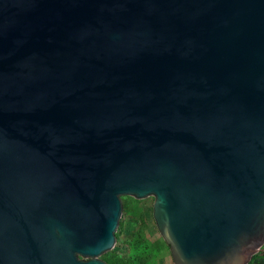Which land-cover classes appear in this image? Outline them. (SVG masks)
I'll return each instance as SVG.
<instances>
[{
    "label": "water",
    "instance_id": "1",
    "mask_svg": "<svg viewBox=\"0 0 264 264\" xmlns=\"http://www.w3.org/2000/svg\"><path fill=\"white\" fill-rule=\"evenodd\" d=\"M173 264L264 246V0H0V264H107L121 197Z\"/></svg>",
    "mask_w": 264,
    "mask_h": 264
},
{
    "label": "rangeland",
    "instance_id": "2",
    "mask_svg": "<svg viewBox=\"0 0 264 264\" xmlns=\"http://www.w3.org/2000/svg\"><path fill=\"white\" fill-rule=\"evenodd\" d=\"M153 197H121L122 212L113 249L99 256L107 264H173L152 217Z\"/></svg>",
    "mask_w": 264,
    "mask_h": 264
},
{
    "label": "crops",
    "instance_id": "3",
    "mask_svg": "<svg viewBox=\"0 0 264 264\" xmlns=\"http://www.w3.org/2000/svg\"><path fill=\"white\" fill-rule=\"evenodd\" d=\"M249 264H264V246L261 251L251 258Z\"/></svg>",
    "mask_w": 264,
    "mask_h": 264
},
{
    "label": "trees",
    "instance_id": "4",
    "mask_svg": "<svg viewBox=\"0 0 264 264\" xmlns=\"http://www.w3.org/2000/svg\"><path fill=\"white\" fill-rule=\"evenodd\" d=\"M253 258V257H252Z\"/></svg>",
    "mask_w": 264,
    "mask_h": 264
}]
</instances>
